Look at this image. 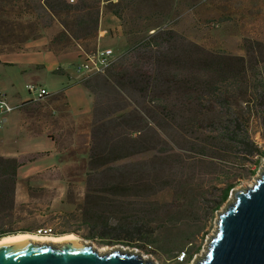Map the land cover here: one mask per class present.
<instances>
[{
    "label": "rangeland",
    "instance_id": "374dc122",
    "mask_svg": "<svg viewBox=\"0 0 264 264\" xmlns=\"http://www.w3.org/2000/svg\"><path fill=\"white\" fill-rule=\"evenodd\" d=\"M82 1L88 4L85 9L51 11L44 7V0H0V60L13 53H19L24 44L42 38L53 41L63 31L73 38L63 37L53 46L61 52L82 49L87 53H94L99 49H112L118 59L129 47L124 32L130 34L131 41H139L156 27L161 31L176 32L212 52H225L236 56H245L246 39L264 43V0L125 1V10L122 11L123 23L118 21L123 32L120 34L117 30L110 29V33L100 38V43L98 34L94 35V32L90 31V35L85 36L86 32L77 28L76 21L92 11L103 10L109 0H99L97 3H94V0H74L73 3L68 0L70 4L80 8ZM157 13L165 15L164 20L157 17ZM166 24L168 28L162 30ZM65 69L69 71L67 67ZM71 71L74 73L73 79L77 80L75 70ZM42 74L43 82L40 86L49 94L60 87L59 81L49 82L47 78H50V75ZM29 78L30 72L23 74L18 68L0 64V96L7 98L12 104L36 99L35 94L28 93ZM63 81L66 85L69 79ZM90 81L97 86L95 96L92 97L93 109L97 107L94 122L97 121L96 126H99L100 86L94 79ZM83 91L85 93L83 87H76L70 94L77 97L83 94ZM40 106L45 115L38 120L48 125L55 122L62 124L65 129L63 132L58 131V134L64 137L63 143H71V146L62 156L61 164L59 156L55 155L40 158L33 164L23 163L26 166L19 170L22 180L18 190L22 203L0 207V234H17L19 231H26V227L33 230L64 228L66 233L74 234L81 241L91 243L101 250L122 248L138 253L155 264H196L206 253L209 240L216 231L219 214L234 201L233 192L251 186L264 167V159L258 167L255 164L256 157L249 161L238 160L232 168L236 187L228 201L215 211L226 182L214 173L215 165L209 159L193 160L194 154H184L183 151V164H169L163 167V171L158 168L150 174L152 165L154 167V164L149 162L152 155L141 157L142 159L135 157L129 162L131 173L136 174L135 180L139 181L138 176L144 174L146 180L151 183L168 182L171 186L165 187L154 196L143 194L141 197H114L108 193H100L106 190L104 186L107 183L106 179L100 176V172L95 173L91 184L88 185L90 144L87 146L83 140L75 141L74 134L70 132L69 126H66L70 117L64 119L66 112L56 111V107L63 109L64 102L52 103L49 98L40 102ZM89 108H92L91 104ZM20 114L22 112L17 111L6 115L7 122L0 125V155L13 157L48 151L52 145L47 139L31 140L27 137L20 127ZM62 114L64 117H61ZM259 131L258 125L254 124V139L260 147H264V140ZM54 134L57 135V132L54 131ZM47 168L51 169L43 175H36L32 179L23 178L31 169L42 171ZM193 170L201 179H196L192 187L188 188L187 197L193 200V203L186 208L187 202L180 195L181 186H184V179L186 180ZM253 172L254 176L251 175ZM202 179V187L208 194L204 200L197 201L195 195ZM31 184L55 187L27 190V186L30 187ZM122 217H130L134 222H142L143 219L162 249L158 251L148 248L144 251L136 245L128 247L118 242L108 243L102 240V221H106L112 228ZM114 238H119L118 234ZM188 239L190 243H185ZM183 254L186 257L181 262L179 257Z\"/></svg>",
    "mask_w": 264,
    "mask_h": 264
},
{
    "label": "trees",
    "instance_id": "16d2710c",
    "mask_svg": "<svg viewBox=\"0 0 264 264\" xmlns=\"http://www.w3.org/2000/svg\"><path fill=\"white\" fill-rule=\"evenodd\" d=\"M125 1L132 3L131 0H109L103 10L79 18L77 28L86 32L85 36H89L90 31L97 35L102 12L114 15L123 23ZM87 6L86 1H82L80 8L68 0H44V7L51 11ZM156 16L165 18L159 13ZM158 28L151 30L153 34L147 32L139 41H131L126 32L129 43L126 53L107 75L91 78L100 86V125L94 122L96 107L92 113L87 183L91 184L95 173L100 172L107 181L106 190L100 193L114 197L154 196L171 186L170 183H151L144 174L138 176L139 181L135 180L136 174L129 168L132 158L152 155L149 162L154 167L152 165L149 173L153 174L169 164H183L184 154H194L193 160L209 159L214 163V173L226 182L215 208L217 211L236 187L232 172L236 162L256 157L258 167L264 159V147L258 145L253 132V125H258L264 140V43L246 39L245 56H236L212 52L176 32ZM63 37L73 38L63 31L51 41L48 49L60 53L53 46ZM91 79L81 85L95 96L97 86ZM49 98L52 103L64 102L63 109L56 107V111H65L66 116H61L64 119L70 117L63 91L21 103L20 111L30 122L33 133L46 131L49 138L56 141L58 151L66 152L71 143H63L64 137L58 134L64 131L63 125L58 122L48 125L38 120L45 115L40 102ZM66 126L74 133L71 117ZM22 165L16 159L0 157V207L14 205L17 174ZM195 173L193 170L181 186L180 195L187 202L186 208L193 203L187 197L188 188L196 179H201ZM201 182L195 195L197 201L204 200L208 194L202 187L204 180ZM102 222L100 237L105 242L136 245L144 251L162 249L143 219L134 222L130 217H122L112 228L106 221ZM116 234L119 238H114ZM9 235L1 233L0 238ZM186 242L190 243L189 239Z\"/></svg>",
    "mask_w": 264,
    "mask_h": 264
},
{
    "label": "water",
    "instance_id": "95a60500",
    "mask_svg": "<svg viewBox=\"0 0 264 264\" xmlns=\"http://www.w3.org/2000/svg\"><path fill=\"white\" fill-rule=\"evenodd\" d=\"M233 196L196 264H264V167L251 186L234 191ZM0 264L155 263L122 248L102 254L81 240L60 244L20 240L0 247Z\"/></svg>",
    "mask_w": 264,
    "mask_h": 264
},
{
    "label": "crops",
    "instance_id": "0c3cea01",
    "mask_svg": "<svg viewBox=\"0 0 264 264\" xmlns=\"http://www.w3.org/2000/svg\"><path fill=\"white\" fill-rule=\"evenodd\" d=\"M116 1V0H115ZM119 19H117L114 15L110 13H101L100 18V25H99V32H98V43H100V38L105 37L108 33H110V29L117 30L119 33L122 31L123 28L118 23ZM121 34V33H120ZM126 35V33L124 32ZM51 43L50 39H41L34 42H30L27 44H24L23 48L19 53H13L12 55H9L8 57L3 58L0 60V64L4 66H12L15 68H18L21 73H27L30 72V78L29 84H35V85H42L43 78L41 76L42 73H47L50 75V78H47L49 82L51 81H59L58 84L60 87L56 91L51 92V94H56L59 92L64 93L66 98V103L68 104V110L71 117V120L74 123V140H83L85 142V145L90 144L91 140V124H92V113H93V107H94V99L90 92L84 88L81 84H75L74 83V73H72L71 70H75V67L82 62L84 59V54L87 53L83 51L82 49L72 50L70 52H60L55 53L53 51H50L48 49V45ZM68 68L66 70L65 68ZM72 68V69H71ZM100 77V76H99ZM66 85H64L63 80H67ZM54 83V82H53ZM28 84V85H29ZM79 85V86H75ZM76 87H83V90H85V93L83 91V94L80 96L74 97L70 94L72 89ZM27 100H22L21 102L17 104L24 103ZM92 105V108H89V105ZM84 105V107H83ZM20 127L22 130L26 133L27 137L31 140L37 139V138H45L47 139L52 147L48 149V151L44 152H37L27 155H17L13 157H7V156H1L5 158H13L18 160L21 164L27 163L26 165L35 163L38 159L43 158L45 156L49 155H55L59 156L60 164L62 163V156L65 152L58 151V145L56 141L53 139H50L47 132H41V133H33V131L30 130V122L26 120L23 116V114H20ZM7 122V119H6ZM5 122V123H6ZM19 124H17V127ZM1 141V140H0ZM30 157L29 159H27ZM36 157V158H34ZM24 160V161H23ZM23 164L18 169L17 174V180H16V197H15V203L19 205L21 202V198L19 197L18 190H19V182L22 180L19 174V170L26 166ZM56 167V166H54ZM52 167V168H54ZM51 168H47L46 170H30L26 176H24V179H32L35 178L36 175H43L44 173H47V170ZM55 186H49L47 184H31L30 187L27 186V190H41V189H53ZM28 233L29 231L26 230L24 233ZM23 234V233H18Z\"/></svg>",
    "mask_w": 264,
    "mask_h": 264
},
{
    "label": "built area",
    "instance_id": "2783aa9c",
    "mask_svg": "<svg viewBox=\"0 0 264 264\" xmlns=\"http://www.w3.org/2000/svg\"><path fill=\"white\" fill-rule=\"evenodd\" d=\"M72 3L74 0H70ZM168 28V24L162 28L165 30ZM151 34L154 31L150 32ZM118 58L115 56L112 49H102L97 50L94 53H85L84 59L75 67V72L77 74V80L74 81L75 84H83L84 82L88 81L91 78L100 75H107L110 70L114 67L117 63ZM28 93L30 95L35 94L36 99L44 98L50 95L44 88L35 84H29L27 86ZM21 104H12L8 101L7 98L0 96V125L6 122V115L20 111ZM52 227L48 228H40L34 232L35 235L49 238L52 236ZM185 254H183L179 259H182L181 262L185 259Z\"/></svg>",
    "mask_w": 264,
    "mask_h": 264
},
{
    "label": "bare ground",
    "instance_id": "6f19581e",
    "mask_svg": "<svg viewBox=\"0 0 264 264\" xmlns=\"http://www.w3.org/2000/svg\"><path fill=\"white\" fill-rule=\"evenodd\" d=\"M20 240H32V241H37V242L51 241V243L54 242L56 244H60V243L65 242V241L80 240V239H78V237L74 234H65L63 236H58V237L44 238V237H40V236H37V235L32 234V233H23V234L9 235V236H5L3 238H0V247L7 245V244H10V243L18 242ZM86 243H88V242H86ZM96 249L102 254L110 253L111 251L116 250V249L101 250L98 248H96ZM144 259L147 260V258H144ZM156 264H158V263H156Z\"/></svg>",
    "mask_w": 264,
    "mask_h": 264
},
{
    "label": "flooded vegetation",
    "instance_id": "af4514ba",
    "mask_svg": "<svg viewBox=\"0 0 264 264\" xmlns=\"http://www.w3.org/2000/svg\"><path fill=\"white\" fill-rule=\"evenodd\" d=\"M53 228V227H52ZM26 230H28L29 232L28 233H32V234H34V232L36 231V230H33V228H30V227H26L25 228ZM38 230V229H37ZM20 233H22V232H24V231H19ZM15 234V233H14ZM18 234V233H17ZM65 234H69V233H66V231H65V229L64 228H53V231H52V236L51 237H58V236H63V235H65ZM51 237H49V238H51ZM48 242H51V241H48ZM52 243H54V242H52ZM56 244V243H55Z\"/></svg>",
    "mask_w": 264,
    "mask_h": 264
},
{
    "label": "clouds",
    "instance_id": "9594fccd",
    "mask_svg": "<svg viewBox=\"0 0 264 264\" xmlns=\"http://www.w3.org/2000/svg\"><path fill=\"white\" fill-rule=\"evenodd\" d=\"M180 258V257H179ZM179 261H181V260H179Z\"/></svg>",
    "mask_w": 264,
    "mask_h": 264
}]
</instances>
